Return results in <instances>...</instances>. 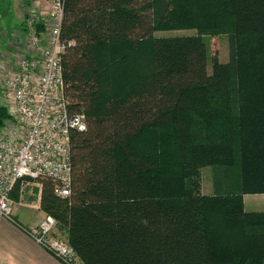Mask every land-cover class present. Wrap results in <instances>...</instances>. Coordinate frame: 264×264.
I'll list each match as a JSON object with an SVG mask.
<instances>
[{"label":"trees","instance_id":"1","mask_svg":"<svg viewBox=\"0 0 264 264\" xmlns=\"http://www.w3.org/2000/svg\"><path fill=\"white\" fill-rule=\"evenodd\" d=\"M179 31L194 33L160 35ZM63 39L88 130L73 133L70 198L33 183L83 264H264V211L244 203L264 194V0H66ZM12 121L0 103V131Z\"/></svg>","mask_w":264,"mask_h":264},{"label":"built area","instance_id":"2","mask_svg":"<svg viewBox=\"0 0 264 264\" xmlns=\"http://www.w3.org/2000/svg\"><path fill=\"white\" fill-rule=\"evenodd\" d=\"M40 1L50 4L47 21L29 13L23 53L15 69L0 76L13 116L0 131V221L16 223L12 194L25 180H53L57 197H71L73 133L88 130L85 115L71 112L65 94L63 56L71 45L63 39L66 0ZM25 233L62 264H83L54 217L47 215Z\"/></svg>","mask_w":264,"mask_h":264},{"label":"crops","instance_id":"3","mask_svg":"<svg viewBox=\"0 0 264 264\" xmlns=\"http://www.w3.org/2000/svg\"><path fill=\"white\" fill-rule=\"evenodd\" d=\"M33 1L32 4L29 0H16L17 5L20 6L17 9L18 15L20 16L21 22L14 28L13 36L11 41H8L5 55V74L15 69L17 65L18 58L23 53V42L25 40V25L29 17H36L39 22H46L47 15L50 9V4L48 2H43L38 0ZM39 4H41V10L46 7V13L42 15L36 9ZM27 15H25L26 13ZM25 15V16H24ZM44 27L41 25V31ZM18 36H21L19 39ZM8 40V36H7ZM9 54V55H8ZM11 55V56H10ZM24 184V183H23ZM27 185V183H25ZM39 188V184H35L33 188ZM31 188V186H29ZM40 193V190H39ZM28 194V193H27ZM25 196L26 201L22 200L15 202L14 205V217L15 221L19 223L20 226L25 228H31L38 225L43 219L46 218L47 213L40 206L41 195L37 194V201L32 202L35 199V192ZM245 209L249 212L252 211H264V194L256 195H246L244 197ZM33 210V213H27ZM21 217H30L29 220H24L21 222ZM0 264H62L53 255L47 252L44 248L38 245L29 235L17 226L16 223L9 221L8 219H1L0 221Z\"/></svg>","mask_w":264,"mask_h":264},{"label":"rangeland","instance_id":"4","mask_svg":"<svg viewBox=\"0 0 264 264\" xmlns=\"http://www.w3.org/2000/svg\"><path fill=\"white\" fill-rule=\"evenodd\" d=\"M34 0H29V3L32 4ZM36 2H39L36 0ZM35 5V4H34ZM36 6V5H35ZM41 4L36 6L37 10L39 11V14L42 15L43 13H46V7L43 6L41 10ZM20 6L17 5L16 0H0V76H4L5 74V55L8 51L7 44L8 41H11V38L13 36V30L14 28L21 22L19 13L17 12V9ZM26 13V12H25ZM27 15V13L25 14ZM24 15V16H25ZM194 32L190 31H179V32H173V33H160V35H186V34H193ZM8 36V40H7ZM20 39L21 36H18ZM210 44H211V50H212V58L213 61H226L228 60V40L225 37H211L210 38ZM9 55V54H8ZM11 56V55H10ZM211 70V66H210ZM0 103L2 105L8 104L10 107V101L8 93L4 91L2 87H0ZM11 123V122H9ZM7 123V125L9 124ZM27 185L31 186V188L28 189V194L35 192V198H37V193L39 191V188L33 186L35 183L32 181H28ZM202 188L204 194H212L213 192V182H212V168L206 167L202 171ZM27 194V195H28ZM16 202V201H15ZM27 213H33V210L27 212ZM21 222H24V220H29L30 217H21Z\"/></svg>","mask_w":264,"mask_h":264}]
</instances>
